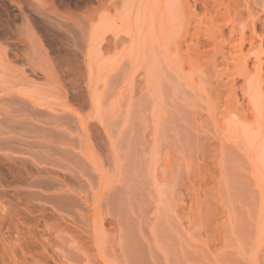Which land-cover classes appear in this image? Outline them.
Here are the masks:
<instances>
[{
  "label": "rangeland",
  "instance_id": "374dc122",
  "mask_svg": "<svg viewBox=\"0 0 264 264\" xmlns=\"http://www.w3.org/2000/svg\"><path fill=\"white\" fill-rule=\"evenodd\" d=\"M0 264H264V0H0Z\"/></svg>",
  "mask_w": 264,
  "mask_h": 264
}]
</instances>
